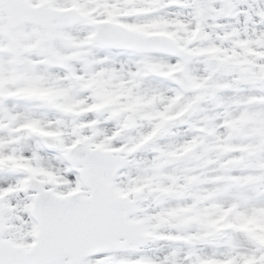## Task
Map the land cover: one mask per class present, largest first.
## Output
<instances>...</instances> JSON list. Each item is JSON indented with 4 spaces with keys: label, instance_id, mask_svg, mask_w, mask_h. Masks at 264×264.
I'll return each mask as SVG.
<instances>
[{
    "label": "snow or ice",
    "instance_id": "obj_1",
    "mask_svg": "<svg viewBox=\"0 0 264 264\" xmlns=\"http://www.w3.org/2000/svg\"><path fill=\"white\" fill-rule=\"evenodd\" d=\"M0 264H264V0H0Z\"/></svg>",
    "mask_w": 264,
    "mask_h": 264
}]
</instances>
